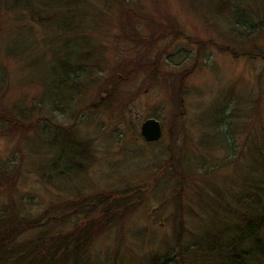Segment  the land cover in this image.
I'll list each match as a JSON object with an SVG mask.
<instances>
[{
	"label": "rangeland",
	"instance_id": "1",
	"mask_svg": "<svg viewBox=\"0 0 264 264\" xmlns=\"http://www.w3.org/2000/svg\"><path fill=\"white\" fill-rule=\"evenodd\" d=\"M0 114V217L68 230L81 196L137 186L80 264H217L187 242L205 225L226 240L262 186L264 0H0Z\"/></svg>",
	"mask_w": 264,
	"mask_h": 264
},
{
	"label": "trees",
	"instance_id": "2",
	"mask_svg": "<svg viewBox=\"0 0 264 264\" xmlns=\"http://www.w3.org/2000/svg\"><path fill=\"white\" fill-rule=\"evenodd\" d=\"M6 9L7 7L4 8L5 11ZM179 82L175 90L180 96L182 81L179 80ZM11 121V125L16 124V121ZM81 146L79 150L84 152L86 146ZM256 181L257 183L262 181V186L256 187L257 193L252 194L248 191L244 193L246 200H242L241 204H244L246 211L240 216L235 232L231 236L227 233L228 237L224 240L223 235L226 230L222 231L221 228L212 225L208 228L209 226L205 225L206 229H198V233L195 234L196 241L187 242L191 253L209 261H215L217 264L219 262L223 264H264V195L259 193L263 190L264 194V177ZM181 193H183L182 185L176 192L179 199L177 203L180 207L183 202ZM195 193L200 196L198 190ZM214 193L216 196L221 195ZM92 197L93 199L84 195L77 200L80 201L79 203L74 202L79 213L85 215L86 218L83 223L76 226L71 224L68 230H64L65 227L62 226L59 230L52 231L53 227L50 222L57 217L47 211L40 217L32 219L8 215L0 217V264H80L95 236L114 225H122L128 215L141 204L143 193L140 187L126 186L115 191H104L95 199V195ZM239 200L241 201V198ZM61 203L55 205L53 209L58 210L65 207ZM65 217L62 216L61 219ZM35 228L37 231L31 235L29 240H17L20 231L22 233ZM184 228L182 216H180L178 228L175 226V238L179 245L184 238ZM179 255L183 254L179 253Z\"/></svg>",
	"mask_w": 264,
	"mask_h": 264
},
{
	"label": "water",
	"instance_id": "3",
	"mask_svg": "<svg viewBox=\"0 0 264 264\" xmlns=\"http://www.w3.org/2000/svg\"><path fill=\"white\" fill-rule=\"evenodd\" d=\"M140 133L147 140H155L161 134L160 123L156 118L150 117L142 121Z\"/></svg>",
	"mask_w": 264,
	"mask_h": 264
}]
</instances>
